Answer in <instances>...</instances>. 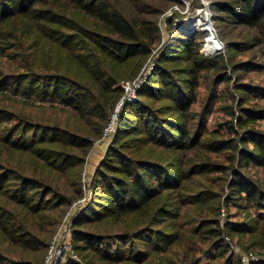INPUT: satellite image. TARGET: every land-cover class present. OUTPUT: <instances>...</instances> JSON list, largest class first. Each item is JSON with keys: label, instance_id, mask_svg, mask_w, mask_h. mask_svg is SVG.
Listing matches in <instances>:
<instances>
[{"label": "rangeland", "instance_id": "374dc122", "mask_svg": "<svg viewBox=\"0 0 264 264\" xmlns=\"http://www.w3.org/2000/svg\"><path fill=\"white\" fill-rule=\"evenodd\" d=\"M12 1L0 0V14L5 19L0 25V165L45 180L58 187L66 197L65 206L45 212L43 228L49 229V232L41 236L50 234L47 242L51 241L63 218L71 211L73 204H77L72 209L73 243L74 221L78 217L84 219L93 215L85 213L91 206L99 212L103 211L94 202L97 196L93 178L120 132V115L126 104L143 102L155 109L162 119L180 117L178 112H171L173 102L161 97L156 89H150L156 93L154 98L139 93L143 88L148 90L146 86H149L148 81L155 74L161 56L171 52L183 53V48L178 50L183 44L189 45L206 63L212 65L200 73L197 101L186 115L189 139L195 138L200 144L226 141L233 147L212 152L202 145L191 146L192 141L187 142L190 146L186 150L149 146L147 150L152 159H160L161 163H168L172 168L184 162L187 168L197 166V170L203 172L183 181L180 189L166 192L158 201L164 208L176 213L174 219L161 220L155 228L177 234L178 240L164 251L146 248L149 256L145 261L134 258H141L139 254H129L131 260L122 264H242L240 255L247 252H252L256 257L250 264H264V202L258 206L233 187L235 174H241L264 196L263 168L246 164L244 160L241 162L245 150H255L254 145L247 142L250 135L258 133L264 142V119L248 120L245 116L246 112L264 113V21L260 28L242 26L212 6L234 0H105L134 23L144 20L154 22L159 29V38L148 56L125 65L110 64L111 69L116 68L115 75L118 77L113 88L121 89L122 94L117 99H110L111 93H98L99 111L90 106L87 113L82 115L58 102L42 100L37 96L28 97L18 90V83L27 77L43 78L45 81L61 76L85 82L89 76L76 62L66 57L65 50L57 42L44 36L47 33L44 22L32 21L15 11L10 12ZM36 8L48 9L72 20L71 23L77 28L106 33L95 19L83 15L69 2L45 0ZM62 31L70 32L67 29ZM165 65L174 73H180L188 71L186 68L191 62ZM175 77L182 80L188 78L187 74H177ZM223 77H227V81L223 82ZM136 79L142 82L135 100L125 101L119 112L116 132L103 139L105 128L124 96L122 84ZM243 86L250 90H240ZM3 118L9 120L2 122ZM23 122L42 129L43 135H51L48 131L56 129L63 136L67 133L89 138L92 146L88 149L69 148L63 144L43 145L56 151L85 155L83 165L63 175L31 154L10 151L5 143L6 133H12ZM146 156L145 153L136 157ZM208 169L212 171L207 172ZM16 183L13 182L8 188L9 195ZM80 188L82 194L78 196ZM98 190L101 191L100 188ZM0 206L6 209L13 206L8 194L0 195ZM211 220L218 222L220 237L215 236L213 224L206 223ZM48 223L55 225L49 226ZM138 225L134 216L124 222H100L96 226L98 231L88 224L81 229L111 235ZM236 227L242 231L233 230ZM221 243L225 245L223 248L220 247ZM133 244L140 249L145 247L138 239ZM0 251L18 264H42L46 255L45 251L25 253L20 259L17 257L19 251L1 232ZM77 262L85 264L81 256ZM99 264L107 263L101 261Z\"/></svg>", "mask_w": 264, "mask_h": 264}, {"label": "trees", "instance_id": "16d2710c", "mask_svg": "<svg viewBox=\"0 0 264 264\" xmlns=\"http://www.w3.org/2000/svg\"><path fill=\"white\" fill-rule=\"evenodd\" d=\"M53 1L69 2L83 15L95 19L106 33L77 28L71 23L72 20L57 15L51 10L37 9L36 6L44 4L45 0H14L10 12L15 11L32 21L44 22L47 28L44 36L52 42H57L65 50L66 57L76 62L89 79L84 82V80L56 76L43 81V78L37 80L27 77L18 83L17 88L28 97L37 96L42 100L58 102L84 115L90 106L95 111L100 108L97 100V94L100 92L111 93L110 99L119 98L122 90L113 88L118 80L115 75L117 71L116 68L111 69L110 64L125 65L135 59L148 56L152 45L159 38V29L150 20L134 23L114 10L105 0ZM212 6L216 11L227 14L234 23L242 26L260 28L264 21V0H234L229 3H214ZM3 21L5 19L0 14V25L4 23ZM48 25L56 27H47ZM63 29L70 32H63ZM181 48L183 53L171 52L161 56L155 74L149 79V86H146L148 90L143 88L139 93L141 96L154 98L156 93L151 92L150 89H156L161 93V97L173 102L171 112H178L180 117L162 119L155 109H151L143 102L126 104L120 115L118 127L120 132L93 178V187L97 196L94 202H97V208L101 207L103 211L99 212L91 206L85 213H93V215L84 219L78 217L74 221L72 241L78 257L81 256L85 264H99L101 261L107 264H122L131 260L129 254L131 256L139 254L141 258L136 256L134 258L145 261L149 256L147 249L164 251L178 240L177 234L155 228L161 220L174 219L176 213L164 208L158 201L166 192L180 189L183 181L203 171H198L197 166L187 168L184 162L172 168L168 163H161L160 159H152L153 156L149 155L147 150L149 146L186 150L190 146L187 142L192 141L191 146L202 145L212 152H221L233 147L226 141L200 144L195 138L189 139L186 115L197 101L200 73L211 68L212 65L206 63V60L189 45L182 44L178 50ZM179 61L191 62L186 68L188 71L174 73L165 65ZM177 74H187L188 78L177 79L175 77ZM225 81L227 77H223V82ZM240 90L247 92L250 89L243 86ZM245 116L248 120L264 119L263 112H246ZM8 120L3 118L2 122ZM43 132L32 123L23 122L12 130V133H6L5 143L10 151L31 154L50 169L63 175H68L70 171L83 165L85 155L56 151L43 145L63 144L69 148L88 149L92 146L89 138L67 133L63 136L56 129L48 131L51 135H43ZM261 139L258 133L250 135L247 142L253 144L255 150H245L241 155V162L244 160L246 164H255L264 170V142ZM145 153L146 157H136ZM210 171L212 169L207 170ZM13 182H17V185L9 195L8 188ZM233 182V187L239 194H246L247 199L256 202L258 206L262 205L264 196L251 181L241 174H235ZM7 194L13 206L7 209L0 206V232L19 251L17 257L20 259L25 253L45 251L46 254L50 243L47 242V238L50 234L41 236L49 232V229L43 228L44 214L65 206L66 197L58 187L45 180L29 177L0 165V195L7 196ZM81 194L80 188L78 196ZM134 216L139 224L134 229H125L111 235L97 232L96 226L100 222L109 220L124 222ZM206 223H209L208 225L212 223L215 236L220 237L218 222L211 220ZM48 224L55 225V223ZM86 224L97 231L82 230V226ZM233 230L242 231L238 227ZM137 239L145 245L144 248L140 249L133 244ZM224 246L221 243L220 247ZM0 264L18 263L8 259L0 251ZM69 264L81 263L71 261Z\"/></svg>", "mask_w": 264, "mask_h": 264}, {"label": "built area", "instance_id": "2783aa9c", "mask_svg": "<svg viewBox=\"0 0 264 264\" xmlns=\"http://www.w3.org/2000/svg\"><path fill=\"white\" fill-rule=\"evenodd\" d=\"M141 82V80L136 79L134 81H126L122 84L124 96L105 128L103 139L109 138L116 132L120 109L125 101L135 100L136 92L139 89ZM76 206L77 204H73L71 211L66 214L62 223L57 228L48 245L42 264H69L71 261H78V255L71 242V227L73 219L72 209ZM255 258L256 257L252 252L241 253L240 255L242 264H250Z\"/></svg>", "mask_w": 264, "mask_h": 264}, {"label": "bare ground", "instance_id": "6f19581e", "mask_svg": "<svg viewBox=\"0 0 264 264\" xmlns=\"http://www.w3.org/2000/svg\"><path fill=\"white\" fill-rule=\"evenodd\" d=\"M199 14V13H198ZM217 43V42H216Z\"/></svg>", "mask_w": 264, "mask_h": 264}]
</instances>
